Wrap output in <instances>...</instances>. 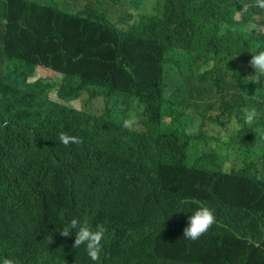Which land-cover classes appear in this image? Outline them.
<instances>
[{
	"label": "trees",
	"instance_id": "16d2710c",
	"mask_svg": "<svg viewBox=\"0 0 264 264\" xmlns=\"http://www.w3.org/2000/svg\"><path fill=\"white\" fill-rule=\"evenodd\" d=\"M47 1L0 0V257L264 264V81L249 63L264 50V9L256 0H158L134 14L143 1L63 0L72 14ZM39 65L61 79L31 80ZM55 86L66 101L88 89L103 108L52 99ZM107 141L139 156L93 145ZM87 150L118 172L77 168ZM200 206L214 209L216 226L192 247L181 223ZM71 218L102 227L96 261L74 233H60Z\"/></svg>",
	"mask_w": 264,
	"mask_h": 264
},
{
	"label": "clouds",
	"instance_id": "9594fccd",
	"mask_svg": "<svg viewBox=\"0 0 264 264\" xmlns=\"http://www.w3.org/2000/svg\"><path fill=\"white\" fill-rule=\"evenodd\" d=\"M44 2H48L47 0H43ZM59 4H61V8L65 12H69L72 14H75L71 8L70 10H67L64 8L63 0H58ZM144 2V5L140 6V8H136L132 10L131 12L136 14L138 11L144 12V11H151V7L155 6L157 4L158 0H141ZM256 4L261 9H264V0H256ZM136 21V18L131 19L129 17L130 25L128 28L133 27L134 22ZM120 23V26L124 28V24H122V21H118ZM252 53V52H251ZM250 65L254 69V75L252 77L258 78L256 81L261 82L264 81V50L256 51L255 54L252 53V58L250 60ZM42 65H39L36 69V76L31 78V80H36L38 78H46L51 81L50 79H55V77L58 78L56 80L57 82L61 79V73L53 70L54 74H51V72H48L47 74H40L38 70H45L43 68H40ZM45 67V66H44ZM47 68V67H46ZM50 69V68H48ZM52 70V69H51ZM50 73V74H49ZM40 74V76H38ZM50 78V79H49ZM55 91L56 98H52L55 100H58L60 102H64L66 105L71 106L77 110H84L86 112H90V110L85 109V107H89L92 103H94L98 98L88 101V89H82L77 96V92H74V96L69 98L68 101H66L63 97L58 95L57 92V86L53 87L51 89L52 91ZM50 92V93H51ZM50 95V94H49ZM51 97V96H50ZM102 98V97H99ZM63 100V101H62ZM65 100V101H64ZM80 101V107L77 108L76 103ZM97 113V112H95ZM257 119V111L256 109L252 108L249 110H246L243 115V122L247 125H252ZM132 122V119H127L124 121V125L129 127ZM136 128L141 129V125H137ZM161 130L167 131V127L164 128L161 125ZM261 139H264V130L260 132ZM59 140L61 143L67 145L70 142L71 143H78V139L75 136H70L66 134H60ZM96 150H104V151H127L129 154L133 156V158H137L139 154L134 150V148L129 144H121L117 147H111L109 141L107 142H96L93 143ZM103 160L101 156L98 154V152L95 151H89L87 150L85 154L80 156L75 166L77 168H85L87 170H104L108 172H118L114 171L110 168V166L105 163L103 166L99 165L96 161ZM121 171V170H120ZM25 185L28 190H31L34 186L30 185L27 179L24 178ZM216 217L214 213V209L208 207V206H200L195 208L191 214L184 217L182 223H181V231L180 235L181 237L188 239L193 242L192 247H200V244L205 242V237L211 232V229L216 226ZM264 231V229H263ZM60 233L64 236H69V233H74L75 235V246L84 245L85 251L88 255V257L92 261H96L98 257V253L100 251V242L103 238V229L100 226H97L95 230H92L84 225V222L78 220L77 218H71L68 220V222L65 224V226L60 230ZM72 236V235H71ZM258 246L261 247V254L264 257V239L262 242H256ZM0 264H20V261L15 257H0Z\"/></svg>",
	"mask_w": 264,
	"mask_h": 264
},
{
	"label": "rangeland",
	"instance_id": "374dc122",
	"mask_svg": "<svg viewBox=\"0 0 264 264\" xmlns=\"http://www.w3.org/2000/svg\"><path fill=\"white\" fill-rule=\"evenodd\" d=\"M264 28V27H263ZM40 68H43V69H45V70H38L39 72H40V74H47L48 72H51V74H53V75H55L54 74V72H53V70H51V69H48V68H46V67H44V66H41ZM40 74H38V76H40ZM50 74V73H49ZM44 78H46V76H44ZM50 79V78H49ZM51 81H56V80H58V78L57 77H55V79H50ZM50 96H51V98H56V94H55V91L53 90L51 93H50ZM103 105H104V103H103V98H98L94 103H92L89 107H85V109H87V110H90V111H92V112H100L101 110H102V108H103ZM75 107H77V108H79L80 107V101H78L77 103H76V106Z\"/></svg>",
	"mask_w": 264,
	"mask_h": 264
}]
</instances>
